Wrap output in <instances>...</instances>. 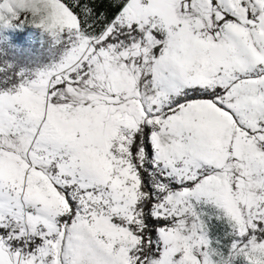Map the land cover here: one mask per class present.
<instances>
[{
  "label": "snow or ice",
  "instance_id": "snow-or-ice-1",
  "mask_svg": "<svg viewBox=\"0 0 264 264\" xmlns=\"http://www.w3.org/2000/svg\"><path fill=\"white\" fill-rule=\"evenodd\" d=\"M65 42L0 85V264H264V0H2Z\"/></svg>",
  "mask_w": 264,
  "mask_h": 264
},
{
  "label": "rangeland",
  "instance_id": "rangeland-1",
  "mask_svg": "<svg viewBox=\"0 0 264 264\" xmlns=\"http://www.w3.org/2000/svg\"><path fill=\"white\" fill-rule=\"evenodd\" d=\"M2 2V0H0ZM47 37H44V35ZM50 40L48 47L37 52H25L23 40ZM65 42L58 41L48 31L26 20L19 24L0 21V85L37 78L63 58Z\"/></svg>",
  "mask_w": 264,
  "mask_h": 264
},
{
  "label": "trees",
  "instance_id": "trees-1",
  "mask_svg": "<svg viewBox=\"0 0 264 264\" xmlns=\"http://www.w3.org/2000/svg\"><path fill=\"white\" fill-rule=\"evenodd\" d=\"M44 37H47V35L45 34ZM25 38H21V40H23V48L25 50V52H37L39 50H41V47H44V49L46 47L49 46L50 44V40L47 38L44 42L36 40V41H27L24 40Z\"/></svg>",
  "mask_w": 264,
  "mask_h": 264
}]
</instances>
